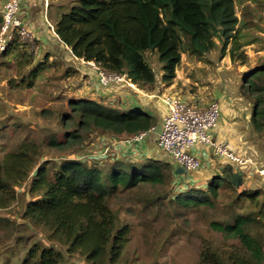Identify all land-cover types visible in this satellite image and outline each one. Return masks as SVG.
Here are the masks:
<instances>
[{"label":"trees","instance_id":"16d2710c","mask_svg":"<svg viewBox=\"0 0 264 264\" xmlns=\"http://www.w3.org/2000/svg\"><path fill=\"white\" fill-rule=\"evenodd\" d=\"M236 1L76 0L60 14L54 30L75 57L125 74L141 87L156 83L145 53H157L162 81L171 84L182 55L202 58L219 46L216 39L223 57L229 55L232 63L246 64L248 56L242 49L250 43L241 42ZM16 38L0 55L16 51ZM263 77L264 67L250 73L248 86L256 98L252 123L258 131L264 128V86L259 84ZM70 107L68 121L83 130L97 128L129 137L157 125L156 116L140 107L120 110L90 99H72ZM67 137L68 143L51 139V144L61 148L81 139L75 132ZM39 158L36 142H24L5 155L0 162V208L6 209L16 201V188L38 166L29 189L32 199L23 218L43 229L49 241L66 247L68 254L83 256L88 264H119L130 240L132 226L122 222L111 208V198L148 186L169 188L174 178L182 176L175 173L171 162L155 158L142 163L114 160L108 165H90L78 159L39 164ZM225 186L235 187L227 179L213 178L205 189H187L174 196L166 191L163 199L170 198V203L183 209L214 208ZM243 197L257 206L261 215L264 199L260 198L264 193H238L237 199ZM258 224L257 217L240 213H232L230 221H213L215 231L237 240L240 246L228 252L206 247L200 264H264V247L252 233ZM21 264H65V256L55 247L34 243Z\"/></svg>","mask_w":264,"mask_h":264},{"label":"rangeland","instance_id":"374dc122","mask_svg":"<svg viewBox=\"0 0 264 264\" xmlns=\"http://www.w3.org/2000/svg\"><path fill=\"white\" fill-rule=\"evenodd\" d=\"M75 1L58 0L54 4L51 26L47 22L50 37L46 41L39 40L36 51L31 52L16 36V51L0 55V162L24 142L39 145V164L78 159L90 165H108L114 160L142 163L151 158L145 142L151 134L138 146L127 149L123 143L125 135L117 136L97 128L83 130L74 121H68L67 115H72V99L92 97L120 110L129 102L138 103L142 108L148 104L155 112L157 124L161 122L157 113L162 108L152 101H140V97H146L137 90L142 87L133 82L135 87H102L94 66L89 61L76 60L70 48L53 34L59 14L67 11ZM236 14L242 26L241 42L250 43L242 49L248 56L246 64L232 63L229 55L223 57L221 44L216 39L219 46L202 58L188 53L182 55L176 71V79H179L176 91L199 95L209 101L222 95L223 108L228 117L235 116L232 121H237L242 136L239 144L243 154L239 156L249 160L247 165L252 166L249 175H254L256 181L250 186H233L236 191L232 186H225L214 208L183 209L170 203V198L163 199L166 191L174 196L197 188L184 177L174 178L169 188L148 186L111 198V208L122 222L132 226L130 240L119 264H200L206 247L211 246L220 252L231 251L240 243L215 231L211 223L230 221L232 213L259 219L260 224L254 226L252 233L264 247V211L260 215L259 208L247 198L237 199L242 191L260 190L264 193V182L260 183L264 178V128L258 131L252 123L256 98L248 89L250 73L264 67V0H237ZM27 28L34 34L30 27ZM145 58L156 75L162 73L157 53L146 52ZM84 67L89 71L83 72ZM183 81L187 84L184 85ZM29 83L33 85L28 86ZM259 84L264 86V77ZM119 93H129L131 99H123ZM163 99L159 101L165 105ZM71 132L81 135L75 144L61 148L51 144V139L68 143L67 135ZM36 169L21 187L16 188V201L6 209L0 208L3 221L0 224V264H21L34 243L61 251L65 264H88L83 256L68 254L66 247L49 241L43 229L23 218L26 205L32 199L29 189Z\"/></svg>","mask_w":264,"mask_h":264},{"label":"built area","instance_id":"2783aa9c","mask_svg":"<svg viewBox=\"0 0 264 264\" xmlns=\"http://www.w3.org/2000/svg\"><path fill=\"white\" fill-rule=\"evenodd\" d=\"M22 3L23 0H0V53L16 36L25 42L31 52L38 47L37 37L20 18ZM89 63L94 66L102 87L134 86L125 74L108 71L100 63ZM163 102L167 113L162 120V133L157 137V145L178 166L189 173L201 168L202 162L190 152L196 146L211 147L216 155L242 166L248 163L249 160L237 155L228 144L215 139L214 133L219 126L222 110L218 100L202 105L196 100L166 96ZM150 131L126 137L123 143L138 145L150 135Z\"/></svg>","mask_w":264,"mask_h":264},{"label":"crops","instance_id":"0c3cea01","mask_svg":"<svg viewBox=\"0 0 264 264\" xmlns=\"http://www.w3.org/2000/svg\"><path fill=\"white\" fill-rule=\"evenodd\" d=\"M57 1L58 0H23L22 6H21L20 18L25 23V25L30 27V29L34 32L38 41L39 40L46 41L47 37H50L51 33L48 29V23L51 26V22H52L51 16L55 9L54 4ZM54 29L55 28L53 27L52 32L53 34H56ZM56 37L58 38L57 35ZM74 58H76V60L81 61V62L84 61L83 59H79L75 56ZM77 69L81 70V68H78V67ZM86 71H89V70L84 67L83 72H86ZM162 74H163V71L159 75H156V83L153 85V88L147 89L145 86V87H142V89H139V88L137 89L139 90V92H142L144 96L146 97V99L143 97H140L139 99L140 101H147V103L152 101L162 106V108H160V112L157 113L158 114L157 117L160 119L161 123H162L163 117L167 113L166 105H162V103H160L161 101H159V99H162V97L164 98L166 96H172V95L176 97L181 96L180 98L182 99L199 101L202 105H208L210 102H212L199 95H187L186 92L176 91L179 79H175L174 82L171 84H166L165 82L162 81ZM183 84L186 85L187 82L183 81ZM120 94L123 99L125 98L129 100L131 99L129 93H125V94L119 93V95ZM133 94H135L134 91H133ZM138 96L140 95H137V97ZM195 97H198V99ZM221 97L222 95H220L218 99H214L220 102L221 109H222L220 123L214 133L215 139L221 143L228 144L229 147L236 154L241 155L243 148L239 144V141L242 139V136L238 132L239 131L238 123L237 121H232V119L235 118L234 115H233L234 117L232 118L228 117L227 110L223 108L224 104L223 102H221ZM89 99L94 100V98L92 97ZM155 100H158V101H155ZM134 107L142 108V106H140V104L138 103L132 104L131 102H129L124 109H130V108L132 109ZM142 109H146L147 112L153 115L155 114V112L150 108V105L148 104L146 105V108H142ZM145 142H147V147L149 149L151 158H155L157 160L166 159L167 161L171 162L175 166V168L178 166L175 160L170 155H168L166 152H164L158 147L157 138H152L151 136H149ZM124 146L127 149H131L133 145L125 144ZM190 152L202 162V166L200 169L192 173H189L188 175H182V176L180 175V176L186 178L187 182H191V184L196 185L197 188L205 189L209 181L213 179L214 177H220L224 179H227V178L240 179L242 181V184L240 186H243L245 184H247V186H250L253 184V182L256 181V177L254 175L252 176L249 175L252 172L251 171L252 166L247 165V164L242 166L235 162L230 161L229 159L225 157L218 156L214 153L211 147L196 146L193 149H191ZM249 177L251 178L249 179ZM248 179H249V182H247ZM261 182H264V178L261 179L260 183Z\"/></svg>","mask_w":264,"mask_h":264},{"label":"water","instance_id":"95a60500","mask_svg":"<svg viewBox=\"0 0 264 264\" xmlns=\"http://www.w3.org/2000/svg\"><path fill=\"white\" fill-rule=\"evenodd\" d=\"M161 133H162V123L159 122L155 127H153L151 129V131H150V134L151 135L150 136L152 138H157L159 135H161ZM161 160H166V159H161ZM175 173L177 175H188L189 174V172L185 168H183L181 166H177L176 167ZM214 178H220V177H214ZM227 179L235 187H239L242 184V181L240 179H237V178H235V179H233V178H227Z\"/></svg>","mask_w":264,"mask_h":264}]
</instances>
